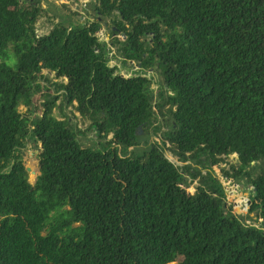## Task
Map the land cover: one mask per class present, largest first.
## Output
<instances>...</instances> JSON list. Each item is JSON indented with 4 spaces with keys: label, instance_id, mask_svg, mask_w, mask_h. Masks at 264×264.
<instances>
[{
    "label": "trees",
    "instance_id": "trees-1",
    "mask_svg": "<svg viewBox=\"0 0 264 264\" xmlns=\"http://www.w3.org/2000/svg\"><path fill=\"white\" fill-rule=\"evenodd\" d=\"M93 13L40 33L41 0H0V264H264V0H95ZM103 24L139 73L110 64ZM59 100L101 147L55 115ZM217 165L252 186L262 227L228 206Z\"/></svg>",
    "mask_w": 264,
    "mask_h": 264
},
{
    "label": "rangeland",
    "instance_id": "rangeland-1",
    "mask_svg": "<svg viewBox=\"0 0 264 264\" xmlns=\"http://www.w3.org/2000/svg\"><path fill=\"white\" fill-rule=\"evenodd\" d=\"M41 1L47 10V14L42 16L37 24V28L40 33L47 32L52 26L53 19L55 18L59 20L70 18L75 20L76 22H81V23L85 22L86 20H91L94 18L93 6L95 4V0H41ZM109 35H110V28L106 24H103L102 28L98 32V36L100 38L101 43H105L106 45L105 47L108 52L110 64L112 66H116L117 69L123 74H127L132 70V66L127 65L123 61L122 57H120L116 53L115 48H113L109 42V38H110ZM44 74L49 78V81L41 79V82L46 84V86H48L50 82H55L57 80H60L56 78L54 72L44 70ZM147 75L150 76L151 78H154L153 88L154 91L156 92L157 89L159 88V85L162 83V79L159 75V72L155 68H152L147 71ZM53 90L54 88L50 89L53 96L58 97L59 94H57ZM35 100L37 101L38 107L41 104V102H43V98L40 96V94L35 96ZM59 104H60V100L57 103L58 106L54 110L55 115L59 118L70 119L72 126L74 127L79 139L81 140V143L85 146H91L96 148L101 147V142L98 141L94 132L90 129H87L89 122L81 118L79 113L76 112L72 106L63 105L62 107H60ZM21 110H25L24 107H21ZM39 112L35 111L34 115L40 114ZM150 140L152 142L155 141L158 144H161L160 137L156 135H151ZM23 152H24L25 164L27 167L31 169V171L29 172L30 180L31 182H34L39 171V159H38L39 147L33 142L29 141L26 144V146L23 148ZM165 155L177 166L181 167L184 164H187L180 161L178 157L174 156L168 150H165ZM229 159L230 161L234 162L236 160V157L235 155H231ZM214 170L216 176L219 179H222L223 177L222 167L217 165L214 167ZM234 184L238 186V191L237 192L233 191V194L231 195L233 197H227L228 206L231 207V209L235 214L239 215L243 220H245L247 224L262 227L263 219L262 218L257 219L254 213H250L252 205L249 204V200H252V186L243 183L240 184L233 182L232 185ZM240 197L247 198V211L242 212L238 210L237 199H239ZM77 227L78 226H76V228ZM170 264H177V263H170Z\"/></svg>",
    "mask_w": 264,
    "mask_h": 264
},
{
    "label": "built area",
    "instance_id": "built-area-1",
    "mask_svg": "<svg viewBox=\"0 0 264 264\" xmlns=\"http://www.w3.org/2000/svg\"><path fill=\"white\" fill-rule=\"evenodd\" d=\"M129 64H130V66H132V70L129 73H127V75H135V74L140 72L139 71L140 67L138 69V65L135 62H130ZM220 181L223 184V187L226 191L227 197H233L231 195L233 194V191H236V192L238 191V186L235 184L232 185L233 180L227 179L224 177H222V179H220ZM227 187H229V188H227ZM245 211H247V209Z\"/></svg>",
    "mask_w": 264,
    "mask_h": 264
},
{
    "label": "water",
    "instance_id": "water-1",
    "mask_svg": "<svg viewBox=\"0 0 264 264\" xmlns=\"http://www.w3.org/2000/svg\"><path fill=\"white\" fill-rule=\"evenodd\" d=\"M27 171L30 172L31 169H30L29 167H27ZM253 196H255V194H253ZM252 201H253V200H249V204H250V205H252Z\"/></svg>",
    "mask_w": 264,
    "mask_h": 264
}]
</instances>
